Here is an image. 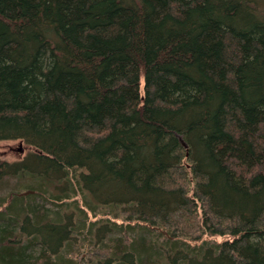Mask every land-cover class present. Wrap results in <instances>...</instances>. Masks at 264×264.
<instances>
[{
    "label": "trees",
    "instance_id": "obj_1",
    "mask_svg": "<svg viewBox=\"0 0 264 264\" xmlns=\"http://www.w3.org/2000/svg\"><path fill=\"white\" fill-rule=\"evenodd\" d=\"M11 140L0 264H264V0H0Z\"/></svg>",
    "mask_w": 264,
    "mask_h": 264
},
{
    "label": "rangeland",
    "instance_id": "obj_2",
    "mask_svg": "<svg viewBox=\"0 0 264 264\" xmlns=\"http://www.w3.org/2000/svg\"><path fill=\"white\" fill-rule=\"evenodd\" d=\"M20 147L22 148V150H20ZM30 150L31 148H28L27 146L23 145L22 142L19 140L2 141L0 142V159L7 160L10 162L19 161L23 159ZM4 188L5 187H2L0 190L1 196L5 195ZM18 189H20L19 192L21 193L24 191L21 188ZM218 240H222V239L219 238Z\"/></svg>",
    "mask_w": 264,
    "mask_h": 264
},
{
    "label": "water",
    "instance_id": "obj_3",
    "mask_svg": "<svg viewBox=\"0 0 264 264\" xmlns=\"http://www.w3.org/2000/svg\"><path fill=\"white\" fill-rule=\"evenodd\" d=\"M179 140H180L182 146L184 147V149L186 150V156H188V153H189L188 144L186 143V141L182 137H179ZM20 150H22L21 147H20Z\"/></svg>",
    "mask_w": 264,
    "mask_h": 264
}]
</instances>
